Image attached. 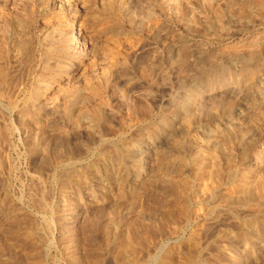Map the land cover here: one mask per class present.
Wrapping results in <instances>:
<instances>
[{"label":"rangeland","instance_id":"1","mask_svg":"<svg viewBox=\"0 0 264 264\" xmlns=\"http://www.w3.org/2000/svg\"><path fill=\"white\" fill-rule=\"evenodd\" d=\"M250 1L0 0V264H264V23ZM77 14L88 38L45 52L48 28L71 18L76 35ZM221 67L229 87L211 85Z\"/></svg>","mask_w":264,"mask_h":264},{"label":"bare ground","instance_id":"2","mask_svg":"<svg viewBox=\"0 0 264 264\" xmlns=\"http://www.w3.org/2000/svg\"><path fill=\"white\" fill-rule=\"evenodd\" d=\"M84 1V0H83ZM252 1V0H251ZM250 1V2H251ZM95 2V1H94ZM181 2V1H180ZM255 2L258 4V6L261 8V10L262 11H260L261 13L260 14H262V20H263V23H264V0H255ZM252 3V2H251ZM25 4V3H24ZM83 4H85V5H87L86 3H83ZM142 4V3H141ZM216 4V3H215ZM34 5V4H33ZM60 5V4H59ZM156 5V4H155ZM222 5V4H221ZM248 5V4H247ZM95 6V5H94ZM228 6V5H227ZM3 7V6H2ZM81 7V6H80ZM119 7V6H118ZM135 7V6H134ZM72 8V7H71ZM84 8V7H83ZM92 8H94V7H92ZM140 8V7H139ZM250 7H242V13H244V14H247V13H249L250 11L249 10H252V9H249ZM252 8V7H251ZM41 9V8H40ZM128 8H127V5H126V3L124 4V3H122V4H120V7H119V10H121L122 12L123 11H126ZM233 9V8H232ZM70 10V9H69ZM112 10V9H111ZM118 10V11H119ZM170 10V9H169ZM228 10V9H227ZM254 10V9H253ZM64 11V10H63ZM68 11V10H67ZM216 11V10H215ZM127 12V11H126ZM146 12V11H145ZM218 12V11H217ZM254 12V11H253ZM257 12H259V11H257ZM175 13V12H174ZM252 13V12H251ZM177 14V13H176ZM1 15V14H0ZM249 15V14H248ZM5 16V15H4ZM175 16V15H174ZM230 16V15H229ZM228 16V17H229ZM254 16V15H253ZM74 17V19H78V20H80V26L82 27L79 31H78V33L75 35L74 34V32H72V30L70 29V27H71V23H72V20H70L71 18L70 17H68V18H70V19H59V20H57V21H55V23H53L49 28H48V30L44 33V36H43V41L44 42H46V47L47 48H45V52H49V53H51V54H53V56L54 55H56L57 57L58 56H66V57H68L69 55H72L73 53H74V51H75V48H76V45L77 44H80V39H83V40H86V37L88 38V31H87V29L85 28L86 27V18L84 17H82L81 15H79V14H77V15H75V16H73ZM114 17V16H113ZM231 17V16H230ZM134 18V17H133ZM225 18V17H224ZM57 19V18H56ZM98 19V16H95V15H93L92 17H90V19H87V22L89 23H95L96 22V20ZM216 19V18H215ZM53 20V19H52ZM51 20V21H52ZM141 21V20H140ZM191 22V21H190ZM47 23H49V22H47ZM154 23V22H153ZM217 23V22H216ZM45 24V23H44ZM150 25H151V23H150ZM219 25V24H218ZM45 26V25H44ZM148 26V25H147ZM186 26V25H185ZM184 26V27H185ZM115 27V26H114ZM110 29V28H109ZM113 29V28H112ZM19 31V30H18ZM22 31V30H21ZM91 31V30H90ZM112 31V30H111ZM11 32V31H10ZM244 32V31H243ZM151 33V32H150ZM233 33V32H232ZM20 34V33H19ZM91 35V34H90ZM2 37V36H1ZM25 38V37H24ZM111 39V38H110ZM254 39V38H253ZM129 40V39H128ZM121 41V40H120ZM5 42V41H4ZM31 42V41H30ZM117 42V41H116ZM90 43V42H89ZM83 44H85V42L83 41ZM91 44V43H90ZM111 44V43H110ZM129 44V43H128ZM20 45V44H19ZM22 45V44H21ZM47 45H49V47L47 46ZM82 45V44H81ZM116 45V44H115ZM137 45V44H136ZM31 46V45H30ZM135 46V45H134ZM7 47V46H6ZM13 47V46H12ZM25 48V47H24ZM79 48V47H78ZM29 49V48H28ZM109 49V48H108ZM127 49V48H126ZM182 49V48H181ZM180 49V50H181ZM179 50V49H178ZM233 50V49H232ZM121 51V50H120ZM130 51V50H129ZM188 51H191V50H188ZM123 52V51H122ZM105 53V52H104ZM103 53V54H104ZM117 53V52H116ZM119 53V52H118ZM99 54V53H98ZM109 54V53H108ZM124 54V53H123ZM136 54V53H135ZM178 54V53H177ZM17 55V54H16ZM102 55V54H101ZM106 55V54H105ZM104 55V56H105ZM55 56V57H56ZM103 56V57H104ZM123 56V55H122ZM121 56V59L123 58ZM14 57H16V56H14ZM106 57V56H105ZM107 57H108V55H107ZM107 57H106V59H107ZM110 58H108V65H106V66H108L109 67V70H108V72H106V74H105V78L107 79L108 77L107 76H109V72L110 71H112L114 68H116L117 66H118V59H116V57H115V53L114 54H110V56H109ZM120 57V56H119ZM100 58V57H99ZM98 58V59H99ZM140 58V57H139ZM189 58V57H188ZM47 59V58H46ZM106 59H105V62H107L106 61ZM120 59V58H119ZM120 59V60H121ZM122 61H123V59H122ZM182 61V60H181ZM255 61V60H254ZM254 61H252V59H248V58H244V62H243V66L241 67V69L239 70V72L241 73V74H243L244 76H245V79H248V80H250V79H252L256 74V68H257V66L253 63ZM257 61V60H256ZM197 62V61H196ZM102 63V62H101ZM121 63V62H120ZM184 63V62H183ZM260 63V62H259ZM103 65V64H102ZM101 66V65H100ZM179 66V65H178ZM103 67H104V65H103ZM259 67V66H258ZM143 68V67H142ZM184 68H186V67H184ZM105 69V68H104ZM107 69V68H106ZM117 70V69H116ZM115 70V71H116ZM95 72V71H94ZM103 72V71H102ZM238 72V73H239ZM239 73V74H240ZM102 74V73H101ZM112 74V73H111ZM236 76H237V73L234 71V70H232V69H224V68H219V69H216L215 70V74H214V77L212 78V80H211V85L213 86V87H226V86H228L229 87V85H231V84H233V82H235L236 81ZM112 77V76H111ZM104 78V79H105ZM110 78V77H109ZM162 78V77H161ZM116 80V79H115ZM92 81V80H91ZM88 83V82H87ZM86 84V83H85ZM217 84V85H216ZM88 85V84H87ZM43 86V85H42ZM90 87V86H89ZM88 88V87H87ZM87 88H85V89H87ZM62 89V88H61ZM85 89H84V91H85ZM14 91V90H13ZM195 91L196 92H201V89L200 88H197V89H195ZM53 95V94H52ZM51 95V96H52ZM49 96V95H48ZM48 96H44V100H45V102H49L50 101V97H48ZM98 96V95H97ZM96 97V96H95ZM101 98V97H100ZM230 98V97H229ZM73 99V98H72ZM232 99H235V98H232ZM56 100V99H55ZM190 102H191V96H188L187 97V99H186V105H185V108L190 104ZM44 103V102H43ZM51 103V102H50ZM36 105V104H35ZM191 105V104H190ZM209 105V104H208ZM245 105V104H244ZM255 105V104H254ZM61 106V105H60ZM66 106V105H65ZM29 107V106H28ZM33 108V107H32ZM224 109V108H223ZM200 111V110H199ZM99 112V111H98ZM98 112H96V115L98 114L99 115V113ZM251 112V111H250ZM99 117V116H98ZM71 119V118H70ZM248 119V118H247ZM73 123V122H72ZM185 123V122H184ZM244 125V124H243ZM255 125V124H254ZM177 128L179 129V127L177 126ZM240 130V129H239ZM234 135V134H233ZM211 136V135H210ZM209 137V136H208ZM215 137V136H214ZM247 138V137H246ZM225 139V138H224ZM243 139V138H242ZM3 141V140H2ZM210 142V141H209ZM173 144V143H172ZM201 145V144H200ZM210 146V145H209ZM176 147V146H175ZM216 147V146H215ZM223 147V146H222ZM244 150V149H243ZM216 152H217V150H215ZM225 152V151H224ZM218 153V152H217ZM211 154V153H210ZM217 155V154H216ZM215 154H214V156H216ZM232 156V155H231ZM217 157H218V155H217ZM233 157V156H232ZM146 158V157H145ZM177 162V161H176ZM215 162V161H214ZM210 163V162H209ZM217 165H219V164H217ZM170 166V165H169ZM229 166V165H228ZM51 167V166H50ZM218 167V166H217ZM170 168V167H169ZM175 168V167H174ZM173 168V169H174ZM220 168V167H219ZM214 170V169H213ZM219 170V169H218ZM165 173V172H164ZM232 175V174H231ZM221 178V177H220ZM214 180V179H213ZM174 182V181H173ZM213 182V181H212ZM172 184H174V183H172ZM217 184V183H216ZM164 186V185H163ZM216 186V185H215ZM210 194V193H209ZM208 196V195H207ZM219 201V200H218ZM229 203V202H228ZM148 208V207H147ZM171 211V210H170ZM156 221V220H155ZM18 226V225H17ZM19 227V226H18ZM15 228V227H14ZM17 229V228H16ZM47 229V228H46ZM8 230V229H7ZM19 230V229H18ZM5 231V230H4ZM7 232V231H6ZM10 232V231H9ZM13 232V231H12ZM15 233V232H14ZM44 233H46V232H44ZM8 234V233H7ZM44 235V234H43ZM12 238V237H11ZM125 238V237H124ZM122 240H123V238H122ZM122 240H120V241H122ZM51 242V241H50ZM119 244V243H118ZM122 244V243H121ZM123 245H124V248H125V250L127 251V249H132L134 252H136V247H135V245H133V243L130 241V240H128V239H124L123 240ZM12 246V245H11ZM145 247V246H144ZM123 251V250H122ZM128 252H132V251H128ZM93 253V252H92ZM139 253V252H138ZM40 254V253H39ZM39 254H37V255H39ZM123 255H125L124 253H123ZM135 255V254H134ZM48 257V256H47ZM123 257V256H122ZM70 259V258H69ZM78 259V258H77ZM126 259V258H125ZM125 259H123V261H125ZM142 259V258H141ZM36 260V259H35ZM87 260V259H86ZM37 261V260H36ZM47 261V260H46ZM45 261V262H46ZM71 261V260H70ZM74 261V262H73ZM88 261H90V260H88ZM120 262H122L121 261V259L119 260ZM37 262H39V261H37ZM76 261L73 259L72 261H71V263H75ZM87 262V261H86ZM132 262H138V258H137V256L135 255L133 258H131V259H128L127 260V262H125L126 264H131ZM83 263V262H82ZM101 263H102V261H101ZM36 264H40V263H36ZM75 264H77V263H75ZM89 264H91V263H89ZM98 264V263H97Z\"/></svg>","mask_w":264,"mask_h":264}]
</instances>
